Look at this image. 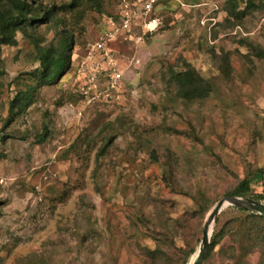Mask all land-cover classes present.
<instances>
[{"label": "rangeland", "instance_id": "374dc122", "mask_svg": "<svg viewBox=\"0 0 264 264\" xmlns=\"http://www.w3.org/2000/svg\"><path fill=\"white\" fill-rule=\"evenodd\" d=\"M143 1L99 0V13L84 0L70 67L51 84L37 85L21 33L1 45L0 264H192L219 199L244 177L264 195V0H156L161 24L142 35L134 15V44L108 19ZM105 29L108 58L89 55ZM187 68L209 96H177L171 74ZM29 87V105L11 110ZM232 207L202 264H264V247L241 253L245 216Z\"/></svg>", "mask_w": 264, "mask_h": 264}, {"label": "trees", "instance_id": "16d2710c", "mask_svg": "<svg viewBox=\"0 0 264 264\" xmlns=\"http://www.w3.org/2000/svg\"><path fill=\"white\" fill-rule=\"evenodd\" d=\"M85 1L90 3L97 12H101L99 0ZM83 2L84 0H69L59 5H43L36 0H0V47L3 44L15 45L17 33H21L23 37L29 40L33 47L31 60L38 62V67L33 74L34 79L37 80V85L51 84L60 79L69 69L71 51L76 39L75 30H77V26L84 15ZM246 3L251 5L250 0H246ZM230 7V15L235 18L243 15V9L237 11L234 2H232ZM69 13H71V19L66 18ZM43 31H51L52 36L47 37ZM2 74L3 60L0 48V76ZM171 78L177 86V96L188 101L203 99L211 93L212 89L209 82L191 68L179 72L174 71L171 74ZM32 90L33 88L29 87L25 91L18 92L11 101V110L13 107L16 108L18 106L19 108H26L32 99ZM43 130L45 131L46 128L44 127ZM45 136V133H41L38 137L42 140ZM257 174V177H261L264 172L260 171ZM227 194L247 197L256 201L264 199V195L255 194L251 191L247 177L241 179ZM232 208L237 209L245 216L244 221L239 225L241 228L236 229L235 227L237 238L245 237L248 239L247 247L241 252L243 256L249 254L253 249L263 248L264 215L243 207L233 206ZM218 215L214 222L208 248L200 264L205 260V257L209 256L220 239L226 233H229L227 226H230L231 231L232 224L229 221L217 228ZM232 221L238 222L239 218L237 217ZM193 252L194 249L188 251L184 260L185 263ZM38 259L41 261L30 262L29 264H47V258L40 257ZM20 264L24 263L21 262Z\"/></svg>", "mask_w": 264, "mask_h": 264}, {"label": "built area", "instance_id": "2783aa9c", "mask_svg": "<svg viewBox=\"0 0 264 264\" xmlns=\"http://www.w3.org/2000/svg\"><path fill=\"white\" fill-rule=\"evenodd\" d=\"M155 3H156V0H144L142 5L139 8L138 7H131V8L125 7L124 15H122V19H118L117 17H115L117 21H115V19L112 18V19H108V23H112V24H114V22L119 23L117 26H115L113 30L114 33L116 34L119 32L124 33L125 34L124 36H127L128 39L133 40V43L136 44L141 39V36H135L132 33L134 31L132 17L134 15L141 16L142 18L141 23H139L140 28H139V25H135V26H137L139 29H142V35L146 33L148 34L153 33L155 29H157L159 24H161L160 19L157 16H153ZM105 30L103 31L104 32L103 35L100 36V40L96 41L95 43L89 46L90 47L89 52H88L89 55H91L90 53L94 51V52H98L99 54H101L103 59H105L106 57L108 58V52L105 50V46L108 40H110L111 36L114 35V33H112L109 30H106V31ZM113 72H112L113 76H111V81L109 85L114 86L115 83L117 82V79H119L120 76L118 73L115 72V70H113Z\"/></svg>", "mask_w": 264, "mask_h": 264}, {"label": "water", "instance_id": "95a60500", "mask_svg": "<svg viewBox=\"0 0 264 264\" xmlns=\"http://www.w3.org/2000/svg\"><path fill=\"white\" fill-rule=\"evenodd\" d=\"M226 206H238V207H243L246 209H249L251 211L257 212L259 214L264 215V203H261L259 201H256L254 199H250L247 197H239V196H233V195H227L219 199L214 207L212 208L211 212L209 213L205 224L202 228V235H201V240L200 244L198 247V254L195 257L194 261L192 264H200L204 254L206 253V250L208 248L209 244V239L213 230V224L214 221L217 217V215L220 213V211L225 208ZM210 219L212 223V227L209 233V236L206 235V224L207 220Z\"/></svg>", "mask_w": 264, "mask_h": 264}, {"label": "bare ground", "instance_id": "6f19581e", "mask_svg": "<svg viewBox=\"0 0 264 264\" xmlns=\"http://www.w3.org/2000/svg\"><path fill=\"white\" fill-rule=\"evenodd\" d=\"M211 227H212L211 220L208 219V220H207V224H206V235H208V236H209V233H210ZM194 259H195V258H194ZM193 261H194V260H193Z\"/></svg>", "mask_w": 264, "mask_h": 264}]
</instances>
